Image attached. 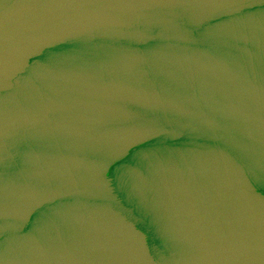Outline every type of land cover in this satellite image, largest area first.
Segmentation results:
<instances>
[{"label": "water", "instance_id": "95a60500", "mask_svg": "<svg viewBox=\"0 0 264 264\" xmlns=\"http://www.w3.org/2000/svg\"><path fill=\"white\" fill-rule=\"evenodd\" d=\"M0 264H264V0H0Z\"/></svg>", "mask_w": 264, "mask_h": 264}]
</instances>
